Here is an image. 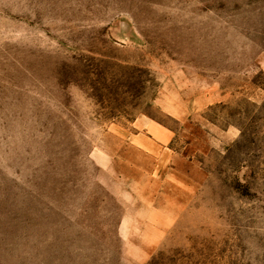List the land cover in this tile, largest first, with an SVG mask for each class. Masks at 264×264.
Here are the masks:
<instances>
[{"label":"rangeland","instance_id":"374dc122","mask_svg":"<svg viewBox=\"0 0 264 264\" xmlns=\"http://www.w3.org/2000/svg\"><path fill=\"white\" fill-rule=\"evenodd\" d=\"M0 264H264V0H0Z\"/></svg>","mask_w":264,"mask_h":264}]
</instances>
